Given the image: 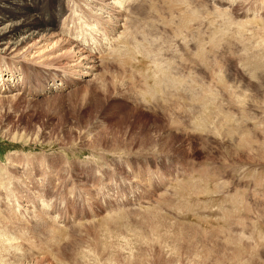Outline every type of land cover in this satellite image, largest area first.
<instances>
[{
	"label": "rangeland",
	"instance_id": "374dc122",
	"mask_svg": "<svg viewBox=\"0 0 264 264\" xmlns=\"http://www.w3.org/2000/svg\"><path fill=\"white\" fill-rule=\"evenodd\" d=\"M106 1L35 14L112 30L108 56L127 31L145 67L75 75L55 40L46 61L0 50V264H264V0Z\"/></svg>",
	"mask_w": 264,
	"mask_h": 264
},
{
	"label": "bare ground",
	"instance_id": "6f19581e",
	"mask_svg": "<svg viewBox=\"0 0 264 264\" xmlns=\"http://www.w3.org/2000/svg\"><path fill=\"white\" fill-rule=\"evenodd\" d=\"M49 1V0H48ZM129 2H137V0H127ZM162 1V0H161ZM168 1H171V0H168ZM40 3V0H0V8H6V9H11V7L13 6H17L19 4H23L22 6H24L23 10H19L17 12H15V14H17V16L21 19L19 22H17L16 24H13L11 26H6V27H3V28H0V50L2 51H8V50H11V51H14V50H21V53L24 51L26 52V55L33 52V54L35 53H38L36 55V57L39 58V60H45L47 58H51L50 55H53L55 57V55L53 53H51V50H48L47 51V47H49V45H47V43L50 41V40H55V45L58 46V47H62V46H65V45H69V44H72V46L68 49V51H64V52H61V56L64 55L67 56L66 58H68V56L70 57V60L69 61H66L65 65L63 68L66 69L67 71V68H69L70 72H72L73 74L75 75H91L92 72L96 69H98V66L101 64L100 62L103 61L104 56L107 57L108 56V53L107 52V49L104 50L103 49V43H101V46H98L97 44L100 43L103 39L106 41L107 43V46L109 44H111L113 41V37H111V32L112 30L108 31L105 30L103 33H100L101 35L99 36V39H98V36H90V37H87L86 39H81L79 36L77 37H73L71 34V28H67L65 27L64 30H58V24L57 22L60 21V19L62 18V16L60 15V12L62 10V5H58L57 8H56V11L58 12L57 13V16L56 18H54L53 16L50 17V18H46V17H43L42 15L44 14V12L40 11V13H38V15L35 14V11H37L39 8H37V5H39ZM92 3L93 5L96 7V9L98 10H101L100 7H102V10H104L105 12H110L112 10H114V5L116 4H113L111 2H108L106 0H92ZM117 3L120 4V6L123 4L120 0L117 1ZM173 4V3H172ZM176 5V4H174ZM45 6V5H44ZM112 6V7H111ZM173 7H176V6H173ZM37 8V10H36ZM45 9V8H44ZM42 9V10H44ZM169 9V8H167ZM173 10V9H172ZM31 11H34L33 14L31 13H28V12H31ZM46 11V10H44ZM49 11V10H48ZM115 11V10H114ZM171 11V10H170ZM112 12V11H111ZM122 10L121 11H116V12H113L115 14H111V16H114L115 18V21L113 20L112 23H114V25L112 26H121V27H124V23L123 24H119L118 23V19H122V16H119L121 14ZM172 12V11H171ZM42 13V14H41ZM187 13H190V12H187ZM47 14V13H46ZM192 14H195V13H192ZM190 14V15H192ZM51 15V14H50ZM102 16L103 19H105V17L102 15V14H99ZM116 15V17H115ZM37 16H39V19L42 21V23L38 20ZM97 16V15H96ZM110 17V16H108ZM187 17V16H185ZM194 17V15H193ZM167 18V17H166ZM67 19V18H66ZM113 19V17H112ZM172 19V18H171ZM173 19H176V18H173ZM197 19V18H196ZM56 20V21H55ZM62 20V19H61ZM107 21H109V23L111 22V20L109 19H106ZM178 20V19H176ZM187 20V19H186ZM185 20V21H186ZM204 20V19H203ZM126 21V19H125ZM167 22L169 21L168 19L166 20ZM184 21V20H183ZM0 22H2V16H0ZM173 22V21H172ZM179 22V21H178ZM56 23V24H55ZM110 23V24H112ZM74 24V23H73ZM72 24V25H73ZM187 24V23H186ZM192 24V23H191ZM201 24V22H200ZM204 24V23H203ZM92 25L90 23H85L84 26L85 28H83V31H88L89 29V26ZM168 25V24H167ZM174 25V24H173ZM188 25V24H187ZM190 25V24H189ZM172 26V25H171ZM177 26V25H176ZM182 26V25H181ZM126 24H125V28H126ZM169 27V26H168ZM184 27V26H183ZM183 27H182V30H183ZM187 28V26H185ZM189 27V26H188ZM191 27H189L188 29H190ZM62 29V28H61ZM96 29V28H95ZM177 29V28H176ZM57 31V32H56ZM19 32V36L18 37H14L15 34ZM45 32V34H43ZM75 32H76V29H75ZM81 32V31H80ZM124 33H126L125 35V38L122 40V41H118L119 45L121 43H124L125 46L124 48H122L121 46H118L117 48H115L112 52L109 54V56L107 57V59L114 55L116 56L115 58V61H117L118 64L122 65L124 64V66L126 67H129L131 69H134V68H138V67H141L142 64L140 63L141 66H138V64L136 65L135 64V58L134 56L137 54H135V48L132 46V43L134 42H131L130 41V33L128 34L127 31H123ZM199 32V31H198ZM86 34V33H85ZM123 34V33H122ZM185 34V33H184ZM98 35V34H97ZM68 36H72V38H68ZM83 36V35H82ZM88 36V35H87ZM177 36V35H176ZM85 37V36H84ZM83 37V38H84ZM121 38V37H120ZM123 38V37H122ZM200 38V37H199ZM137 39V38H136ZM202 40V39H201ZM117 41V40H116ZM138 41V40H137ZM54 42V41H52ZM136 42V41H135ZM196 42V41H195ZM50 43V42H49ZM48 43V44H49ZM92 43H94L95 47L92 46ZM104 43V44H106ZM139 43V42H138ZM146 43V42H145ZM123 44V45H124ZM134 44V43H133ZM204 44V43H203ZM51 45V44H50ZM117 45V44H116ZM141 45V44H139ZM52 46V45H51ZM50 46V47H51ZM55 46V47H56ZM135 46V44H134ZM109 47V46H108ZM116 47V46H115ZM142 47V46H141ZM146 47V46H145ZM139 48V47H138ZM137 48V49H138ZM148 48V46H147ZM151 48V47H150ZM54 49V48H53ZM103 49V50H102ZM117 49L116 52H114L115 50ZM136 49V50H137ZM143 50V49H142ZM141 50V51H142ZM11 51H9L11 53ZM35 51V52H34ZM104 51V52H102ZM139 51V50H138ZM137 51V52H138ZM145 51V50H144ZM144 51L142 52V54L144 53ZM202 51V50H201ZM18 52V51H17ZM48 52H50V54H48ZM140 52V51H139ZM147 52V51H145ZM204 52V51H203ZM19 53V54H21ZM141 53V52H140ZM139 53V54H140ZM15 54V53H13ZM33 54H32V57H33ZM60 55V53H58ZM141 54V55H142ZM149 56L150 54L147 53ZM145 54V56L148 57V55ZM31 55V54H30ZM58 55V56H59ZM16 56V55H15ZM52 56V57H53ZM152 56V55H151ZM21 57V56H20ZM19 57V58H20ZM57 57V56H56ZM144 57V56H143ZM26 58V56H25ZM63 58V57H62ZM103 58V59H102ZM146 58V57H145ZM145 58H142L140 59L138 62H143L145 61L146 59ZM149 58V57H148ZM117 59V60H116ZM21 60V59H20ZM67 60V59H66ZM106 60V59H105ZM151 61H153L152 59H150ZM114 61V59H113ZM112 62V61H111ZM210 62V61H209ZM40 63V62H38ZM63 63V62H62ZM153 63V62H152ZM147 64V63H146ZM203 64V63H202ZM144 66V65H143ZM143 66L141 68H143ZM149 66V65H148ZM145 67V66H144ZM147 67V66H146ZM149 68V67H148ZM151 68V67H150ZM165 69V68H164ZM63 70V69H61ZM146 70V68H145ZM154 70V69H153ZM148 71V70H147ZM161 71V69H160ZM152 72V71H150ZM143 76L144 74L141 73ZM156 76V75H155ZM164 77V75H163ZM158 79V77H157ZM156 78L153 79L154 80H157ZM164 79V78H163ZM133 80V79H132ZM131 80V81H132ZM152 80V78L150 79ZM222 81V80H221ZM154 83V82H153ZM223 84V83H222ZM135 85V84H134ZM149 85H150V81H149ZM148 85V86H149ZM54 87H57V85H53ZM224 86V85H223ZM225 87V86H224ZM149 88V87H148ZM147 88V89H148ZM157 90L156 92H158L159 90V86L156 85L154 83V85H152V87L149 89L150 92L152 90L151 93H153V90ZM147 90V91H149ZM142 92V91H141ZM149 92V93H150ZM144 92H142L141 94H143ZM148 93V92H147ZM148 93V94H149ZM155 93V91H154ZM146 94V95H148ZM152 95V94H151ZM144 98V97H143ZM225 113V112H224ZM226 114V113H225ZM230 119V118H229ZM231 121V120H230ZM199 125H203L202 124V121L199 122ZM201 127V126H200ZM248 140V139H246ZM247 143V142H246ZM250 143V142H249ZM260 153V152H259ZM264 153V152H263ZM261 154V153H260ZM263 155H261L262 157ZM261 160V159H260ZM263 160V158H262ZM173 178H171V180H173ZM213 182H215L214 180H212ZM172 183V181H171ZM193 185V184H191ZM191 185H186V184H181L179 186V188H189ZM197 187L199 189H197V193L199 195H202L203 193L206 194L205 198L207 197V195H211L210 193H206L204 190H207L205 188H203L204 190H201L202 187L200 185H197ZM201 187V188H200ZM178 188V189H179ZM216 188H219V187H216ZM215 188V190L217 191V189ZM214 190V189H213ZM212 190V191H213ZM180 192H182L180 189H179ZM217 193V192H215ZM197 194V195H198ZM202 197H204L202 195ZM226 200V199H225ZM229 200V199H228ZM235 201V200H234ZM234 203V202H233ZM236 203V202H235ZM28 204V203H27ZM231 211L228 210V212L226 214H224V217L228 216L230 214ZM226 215V216H225ZM231 215V214H230ZM229 217V216H228ZM15 218V217H14ZM21 220V219H20ZM228 222V220H227ZM15 224V223H14ZM183 225V224H182ZM185 227V226H184ZM259 234V233H258ZM260 235V234H259ZM258 235V236H259ZM262 235V234H261ZM264 235V234H263ZM257 236V235H256ZM21 237V236H20ZM261 237V236H259ZM263 237L262 236V239L261 241L263 240ZM255 238V237H254ZM258 238V237H257ZM249 239V238H248ZM251 241V240H250ZM258 240L256 239V242ZM259 242V241H258ZM264 242V240H263ZM22 243V242H21ZM262 243V242H260ZM259 243V246L261 245ZM23 244V243H22ZM32 245V244H31ZM264 245V244H263ZM262 245V246H263ZM45 246V244H44ZM256 246V244H255ZM261 246V247H262ZM39 247V246H38ZM43 247V246H42ZM245 247V246H244ZM32 248V246H31ZM41 248V247H40ZM241 248V246H240ZM243 249V248H242ZM246 250V249H244ZM249 250V249H248ZM44 251V250H43ZM240 252H241V249H240ZM252 252V251H251ZM255 253V252H254ZM43 254V253H42ZM61 254V253H60ZM258 254V253H257ZM62 255V254H61ZM44 256V255H43ZM47 256V255H46ZM44 258V257H43ZM42 259V258H41ZM46 259V258H45ZM50 259V258H49ZM254 264V263H253Z\"/></svg>",
	"mask_w": 264,
	"mask_h": 264
}]
</instances>
